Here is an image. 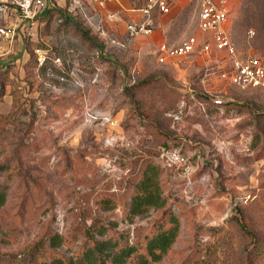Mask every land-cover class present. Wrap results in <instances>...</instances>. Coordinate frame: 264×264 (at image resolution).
<instances>
[{"label":"rangeland","instance_id":"rangeland-1","mask_svg":"<svg viewBox=\"0 0 264 264\" xmlns=\"http://www.w3.org/2000/svg\"><path fill=\"white\" fill-rule=\"evenodd\" d=\"M2 1L0 25H9L18 10ZM228 1L237 55L264 58V0ZM149 3L46 0L31 35L21 22L0 41V264H78L106 239L134 246L124 264H136L171 216L178 235L149 264H264V89L228 84L219 55L158 61L161 43L201 35L199 5L152 9V32L128 36L125 24L144 18L132 9ZM170 148L195 174L190 197L183 166L160 170L165 205L132 214L137 182Z\"/></svg>","mask_w":264,"mask_h":264},{"label":"built area","instance_id":"built-area-1","mask_svg":"<svg viewBox=\"0 0 264 264\" xmlns=\"http://www.w3.org/2000/svg\"><path fill=\"white\" fill-rule=\"evenodd\" d=\"M97 6L105 8L107 3L113 0H93ZM2 2H9L13 4L18 13H16L13 21L9 25H0V41H12L16 27L20 25L22 33L31 35L30 29L27 27L30 23L31 17L38 9L45 5L46 0H3ZM176 4V0H150V3L144 7L133 11L140 12L143 19H132L125 24V33L134 37L137 35H147L152 32V21L150 14L152 9H155L160 14L168 13ZM198 21L197 26L200 36L190 35L186 37L181 43L175 46H169L166 43H161L158 46V61L167 62V60H180L188 55H199L204 57L218 56L224 60L225 64L221 70V76L235 88L246 89H264V58L259 56H247L241 58L237 55L236 48L231 38L226 32L225 24L228 18V0H198ZM0 10L6 14V5H2ZM115 13L109 11L106 13V19L112 20ZM11 20V18H10ZM34 54L39 64H43L48 58L45 49L36 47ZM221 95H216L211 98L215 105H221L223 99ZM180 151V150H179ZM161 165L167 170H179L183 166L184 176L179 182L182 190V197H190L194 181L190 178L189 171L191 170L187 165L182 163L180 153L174 149H163L158 154ZM202 202V199H199Z\"/></svg>","mask_w":264,"mask_h":264},{"label":"trees","instance_id":"trees-1","mask_svg":"<svg viewBox=\"0 0 264 264\" xmlns=\"http://www.w3.org/2000/svg\"><path fill=\"white\" fill-rule=\"evenodd\" d=\"M160 170L165 172L167 169L156 164V166L152 165L144 170L142 177L136 184V194L133 196L130 205L132 214H135L143 207L160 208L165 205L166 198L162 196V190L158 181V173ZM194 176L195 174L192 173L190 178L193 179ZM174 197L177 196L173 195L172 201L175 200ZM4 202L5 192L0 190V207ZM169 222V227L160 230L147 240L145 247L146 254L137 256L136 264H149L160 259L167 253L174 243L179 231V222L175 216H171ZM135 251V247L131 245L116 249L115 243L111 242L109 239L99 240L85 251L83 256L78 260V264H105L107 259H109L112 264H124ZM37 264H64V262L60 259H55L50 262H40Z\"/></svg>","mask_w":264,"mask_h":264},{"label":"crops","instance_id":"crops-1","mask_svg":"<svg viewBox=\"0 0 264 264\" xmlns=\"http://www.w3.org/2000/svg\"><path fill=\"white\" fill-rule=\"evenodd\" d=\"M113 1H114V0H113ZM110 2H111V1H110ZM182 2H183V0H176V4H175V6H176V5H180ZM108 3H109V2H108ZM108 3H107V4H108ZM139 19H140V18H139ZM227 20H228V18H227ZM10 21L12 22L13 19H11ZM226 22H227V21H226Z\"/></svg>","mask_w":264,"mask_h":264}]
</instances>
